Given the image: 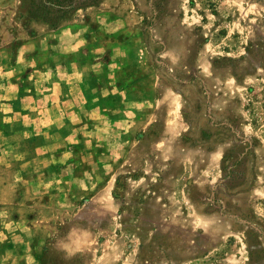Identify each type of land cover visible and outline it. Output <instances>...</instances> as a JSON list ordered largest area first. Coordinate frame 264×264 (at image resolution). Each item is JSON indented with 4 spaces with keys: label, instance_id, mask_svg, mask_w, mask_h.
<instances>
[{
    "label": "rangeland",
    "instance_id": "obj_1",
    "mask_svg": "<svg viewBox=\"0 0 264 264\" xmlns=\"http://www.w3.org/2000/svg\"><path fill=\"white\" fill-rule=\"evenodd\" d=\"M127 1L146 55L143 127L107 136L99 120L41 161V134L6 147L22 118L0 110V264L26 247L31 264H264V0L111 5Z\"/></svg>",
    "mask_w": 264,
    "mask_h": 264
},
{
    "label": "crops",
    "instance_id": "obj_2",
    "mask_svg": "<svg viewBox=\"0 0 264 264\" xmlns=\"http://www.w3.org/2000/svg\"><path fill=\"white\" fill-rule=\"evenodd\" d=\"M6 1L0 0V32L7 30L10 41L0 42V97L8 110H0L10 114L6 121L12 122L14 113L22 118L21 129L9 132L7 148L16 147L18 139L27 142L32 133L41 134L45 138L38 143L45 147L38 157L44 161L51 146L72 136L80 138L82 129L99 128V120L109 129L107 136L113 134L111 129L127 137L125 131L136 123L143 127L146 55L139 28L131 25L135 15L128 1L127 13L121 11V3L115 7L113 0H103L79 8L55 26L37 19L24 21L18 12L20 0L11 8L2 6ZM94 7L99 24L93 25L89 11ZM8 52L13 54L9 57ZM24 81L32 87L26 92ZM25 250L17 254L15 264H22L19 256L31 264Z\"/></svg>",
    "mask_w": 264,
    "mask_h": 264
},
{
    "label": "trees",
    "instance_id": "obj_3",
    "mask_svg": "<svg viewBox=\"0 0 264 264\" xmlns=\"http://www.w3.org/2000/svg\"><path fill=\"white\" fill-rule=\"evenodd\" d=\"M102 1L103 0H22L21 10H25L32 19L42 20L55 26L61 19L69 17L79 8L97 5ZM167 3L168 0H153V9L155 11L166 10ZM243 154H246V151H244ZM226 160H228V154L225 155V161ZM224 169L225 176H227V167L224 166ZM240 217L244 218L242 216Z\"/></svg>",
    "mask_w": 264,
    "mask_h": 264
}]
</instances>
